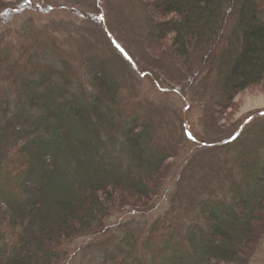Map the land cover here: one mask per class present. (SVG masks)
<instances>
[{"label":"trees","instance_id":"16d2710c","mask_svg":"<svg viewBox=\"0 0 264 264\" xmlns=\"http://www.w3.org/2000/svg\"><path fill=\"white\" fill-rule=\"evenodd\" d=\"M138 2L149 40L196 56L220 104L264 81L263 0ZM50 51L38 42L21 60L0 48V264H59L84 237L97 240L87 264H248L264 221L257 152L227 197L197 204L200 224L156 221L142 242L131 229L105 236L115 212L154 203L169 156L151 112L127 104L103 61L84 60L82 83Z\"/></svg>","mask_w":264,"mask_h":264},{"label":"rangeland","instance_id":"374dc122","mask_svg":"<svg viewBox=\"0 0 264 264\" xmlns=\"http://www.w3.org/2000/svg\"><path fill=\"white\" fill-rule=\"evenodd\" d=\"M148 10L138 0H0V48L23 60L24 51L40 42L82 83L84 60L99 59L127 104L151 112L169 156L159 194L148 209L115 212L105 230L110 236L117 227L131 229L139 242L156 221L181 231L200 224L197 204L227 197L241 162L254 154L264 158V81L238 93L230 105L220 104L214 78L196 56L184 62L167 39L158 45L149 40ZM102 81L110 85L107 74ZM259 226L248 264H264V221ZM96 241H74L59 264H87Z\"/></svg>","mask_w":264,"mask_h":264},{"label":"snow or ice","instance_id":"6c2138e0","mask_svg":"<svg viewBox=\"0 0 264 264\" xmlns=\"http://www.w3.org/2000/svg\"><path fill=\"white\" fill-rule=\"evenodd\" d=\"M117 47L120 49L121 52H124V49H123V48H120L119 45H117ZM125 55L127 56V53H125ZM189 138H190V139L193 138L192 135H191V133H189ZM235 138H236L235 136L232 137V139H235Z\"/></svg>","mask_w":264,"mask_h":264}]
</instances>
